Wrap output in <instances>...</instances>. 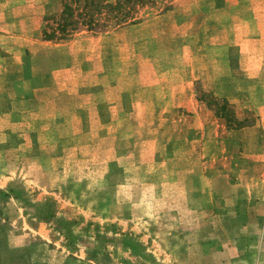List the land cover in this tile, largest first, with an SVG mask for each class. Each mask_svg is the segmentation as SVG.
<instances>
[{
  "label": "rangeland",
  "instance_id": "obj_1",
  "mask_svg": "<svg viewBox=\"0 0 264 264\" xmlns=\"http://www.w3.org/2000/svg\"><path fill=\"white\" fill-rule=\"evenodd\" d=\"M65 1L0 0V264H264V0Z\"/></svg>",
  "mask_w": 264,
  "mask_h": 264
},
{
  "label": "trees",
  "instance_id": "obj_2",
  "mask_svg": "<svg viewBox=\"0 0 264 264\" xmlns=\"http://www.w3.org/2000/svg\"><path fill=\"white\" fill-rule=\"evenodd\" d=\"M152 0H67L63 4L60 19L64 32L67 27L75 29V24L79 22L85 25L87 30H92L95 20L104 22L114 21L118 25L134 24L139 20L138 11L141 7L148 6ZM99 22V21H98ZM106 27V24H103ZM50 37L54 35L53 31L45 33Z\"/></svg>",
  "mask_w": 264,
  "mask_h": 264
},
{
  "label": "crops",
  "instance_id": "obj_3",
  "mask_svg": "<svg viewBox=\"0 0 264 264\" xmlns=\"http://www.w3.org/2000/svg\"><path fill=\"white\" fill-rule=\"evenodd\" d=\"M139 23V22H138Z\"/></svg>",
  "mask_w": 264,
  "mask_h": 264
}]
</instances>
